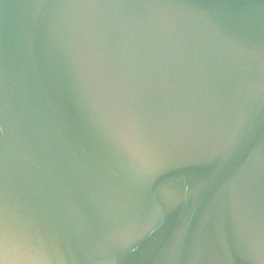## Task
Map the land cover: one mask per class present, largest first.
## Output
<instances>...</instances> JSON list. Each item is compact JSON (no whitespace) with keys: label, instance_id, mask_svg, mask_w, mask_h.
Segmentation results:
<instances>
[{"label":"water","instance_id":"1","mask_svg":"<svg viewBox=\"0 0 264 264\" xmlns=\"http://www.w3.org/2000/svg\"><path fill=\"white\" fill-rule=\"evenodd\" d=\"M0 95L51 264H264V0H0Z\"/></svg>","mask_w":264,"mask_h":264},{"label":"snow or ice","instance_id":"2","mask_svg":"<svg viewBox=\"0 0 264 264\" xmlns=\"http://www.w3.org/2000/svg\"><path fill=\"white\" fill-rule=\"evenodd\" d=\"M82 3H102L104 0H80ZM2 106V95H0ZM2 131V128H0ZM7 245L16 251L28 264H51V253L41 239L28 231H10L7 221L2 186H0V246Z\"/></svg>","mask_w":264,"mask_h":264}]
</instances>
